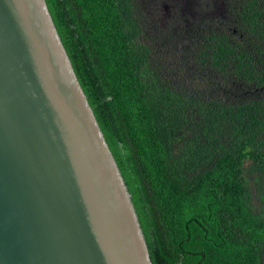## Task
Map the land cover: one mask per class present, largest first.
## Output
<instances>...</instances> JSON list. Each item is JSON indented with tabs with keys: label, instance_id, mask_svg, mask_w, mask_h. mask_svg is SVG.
I'll return each instance as SVG.
<instances>
[{
	"label": "trees",
	"instance_id": "trees-1",
	"mask_svg": "<svg viewBox=\"0 0 264 264\" xmlns=\"http://www.w3.org/2000/svg\"><path fill=\"white\" fill-rule=\"evenodd\" d=\"M65 3L153 264H264V96L222 97L264 88V0H229L192 67L151 46L141 0Z\"/></svg>",
	"mask_w": 264,
	"mask_h": 264
},
{
	"label": "water",
	"instance_id": "water-1",
	"mask_svg": "<svg viewBox=\"0 0 264 264\" xmlns=\"http://www.w3.org/2000/svg\"><path fill=\"white\" fill-rule=\"evenodd\" d=\"M0 264H153L65 0H0Z\"/></svg>",
	"mask_w": 264,
	"mask_h": 264
},
{
	"label": "rangeland",
	"instance_id": "rangeland-1",
	"mask_svg": "<svg viewBox=\"0 0 264 264\" xmlns=\"http://www.w3.org/2000/svg\"><path fill=\"white\" fill-rule=\"evenodd\" d=\"M141 1L145 10L146 38L155 50H165L169 57L166 60L168 65H196L194 53L201 32L209 23L220 24L227 29L234 28L229 0ZM222 92V97L232 101L264 96V88L239 82H234Z\"/></svg>",
	"mask_w": 264,
	"mask_h": 264
}]
</instances>
